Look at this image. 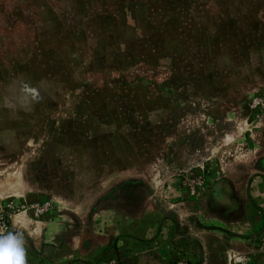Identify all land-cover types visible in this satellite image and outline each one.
Segmentation results:
<instances>
[{
  "label": "rangeland",
  "instance_id": "rangeland-1",
  "mask_svg": "<svg viewBox=\"0 0 264 264\" xmlns=\"http://www.w3.org/2000/svg\"><path fill=\"white\" fill-rule=\"evenodd\" d=\"M0 202L26 264H264V0H0Z\"/></svg>",
  "mask_w": 264,
  "mask_h": 264
},
{
  "label": "clouds",
  "instance_id": "clouds-1",
  "mask_svg": "<svg viewBox=\"0 0 264 264\" xmlns=\"http://www.w3.org/2000/svg\"><path fill=\"white\" fill-rule=\"evenodd\" d=\"M22 235L0 230V264H26Z\"/></svg>",
  "mask_w": 264,
  "mask_h": 264
},
{
  "label": "built area",
  "instance_id": "built-area-1",
  "mask_svg": "<svg viewBox=\"0 0 264 264\" xmlns=\"http://www.w3.org/2000/svg\"><path fill=\"white\" fill-rule=\"evenodd\" d=\"M46 206V205H45ZM11 229V214L9 212V207L0 202V230L5 233L10 232Z\"/></svg>",
  "mask_w": 264,
  "mask_h": 264
}]
</instances>
